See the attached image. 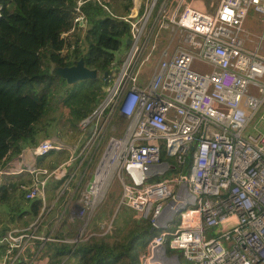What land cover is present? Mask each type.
Listing matches in <instances>:
<instances>
[{"label":"built area","instance_id":"obj_1","mask_svg":"<svg viewBox=\"0 0 264 264\" xmlns=\"http://www.w3.org/2000/svg\"><path fill=\"white\" fill-rule=\"evenodd\" d=\"M131 1L121 18L130 43L105 80L103 102L77 124V143L87 135V146H98L107 137L82 201L95 207L118 172L119 205L150 219L155 230L163 227L139 264H264V134L257 126L264 120V0H216L212 13L197 8L200 0ZM83 3L77 0L75 25L83 26ZM162 32L167 40L159 50ZM201 64L205 70L196 68ZM115 116L124 123L120 136L111 125ZM57 140L39 142L33 156L62 151ZM77 147L69 148L70 158ZM189 152L186 175L154 181L183 165ZM68 161L51 171L31 167L45 179L20 184L25 199H41L47 178L64 176ZM107 165L112 176L96 199ZM40 219L6 233L0 264H15L34 240L40 250L46 241L77 245L114 233L111 223L91 232L87 219L75 236L55 240L52 229L38 235Z\"/></svg>","mask_w":264,"mask_h":264},{"label":"trees","instance_id":"obj_2","mask_svg":"<svg viewBox=\"0 0 264 264\" xmlns=\"http://www.w3.org/2000/svg\"><path fill=\"white\" fill-rule=\"evenodd\" d=\"M115 1L112 6L106 0H84L79 9L83 26H79L74 24L77 0H0V170L26 146H37L41 125L56 97L67 102L65 87L69 85L53 73L55 68L71 67L83 59L85 67L96 70L105 81L103 75L110 76L118 66L117 54L126 49L129 38V26L121 18L128 14L132 1ZM97 78L86 80L81 98L92 97ZM87 115L80 113L75 129ZM86 139L87 135L82 141ZM191 160L189 152L183 165L173 164L172 173L186 175ZM0 206L1 240L23 219L35 221L42 200H26L18 184H7L0 187ZM125 228L119 240L105 235L77 245L46 241L40 250L41 242L34 240L38 248L35 252L26 248L23 257L36 254L37 260L44 258L47 264H139L140 252L160 230L151 231L150 219L131 221ZM51 238L61 240L63 235L53 230ZM6 248L0 243V260ZM15 264L27 262L21 258Z\"/></svg>","mask_w":264,"mask_h":264},{"label":"rangeland","instance_id":"obj_3","mask_svg":"<svg viewBox=\"0 0 264 264\" xmlns=\"http://www.w3.org/2000/svg\"><path fill=\"white\" fill-rule=\"evenodd\" d=\"M106 1H108L112 6L117 4L115 0ZM216 2V0H200L198 5H202L206 12L212 13L216 8ZM111 11L113 12V10ZM165 40H167L166 33H160L157 40L159 50H161L166 45ZM124 51L125 50L118 52L117 58L119 57V59H121L123 57ZM196 68L198 70L206 69L202 64L196 65ZM85 82L86 81L77 82L72 85L68 84L69 86L65 87L67 102H63L61 98L56 97L55 101L52 102L51 111L47 117V121L44 125H41L40 135L37 137L40 142L51 137L54 139L57 137L58 142H60L62 145H66L62 151H52L44 159L40 160L39 158H35L36 163L32 168L47 169L48 171H51L55 166H61V163L65 162L67 159L69 160L68 164H70V166L67 168L70 170L68 177L58 186L57 189L54 188V184H51L50 182L52 178L48 177L43 189L41 190L40 198L42 199V207L39 216L41 217L40 220H42V222L38 232L43 231L41 232L43 235H38L46 237L48 235L45 234L48 232V230L54 228L57 234L61 233L63 237L68 235L75 236L79 232L83 223L88 219V228L91 232H100L101 225L105 226L111 223L114 228V233L110 235L113 239L119 240L126 232V225L131 221H137L139 219L135 218V215L131 209L127 208L126 206L119 205L122 187L118 181V172H114V179L109 183L103 196L101 197L100 202L95 207L90 208L92 204L85 206L86 204L82 201V196L85 194L88 184L92 182L94 178V172L101 158L102 150L107 138L105 137L98 146L95 144L92 147L91 144H88L87 146L89 139L84 141L80 139L81 141L78 143L76 141L79 136L76 130L77 126L76 129L74 128L75 121L80 119L78 118L80 113L88 112L87 116H90L95 110L99 108L104 100V88L106 87L105 81H101L98 74L96 85L91 91V94L93 93L92 97L87 100L79 96V94L82 95L84 92ZM111 125L115 127V135L120 136L124 130V123L120 121L118 116H115L111 122ZM257 126L259 131L264 134V120L259 122ZM75 144L78 146L77 153H75L72 158H70V154L66 152L65 149L71 148ZM85 146L90 148V151L87 154L86 151H83ZM96 147L97 149L95 150ZM162 159L163 162L168 161L169 163L173 164V160L167 159L164 157V155H162ZM109 175L110 177L112 176V171ZM2 176L0 177V186H2L4 183L6 184L3 186H7V184L13 183L12 179L6 180V178H14L16 175H10L6 177ZM33 176L35 178V174H29V177H26L25 179L18 182V185H29L27 183L32 180ZM169 178H175V173L168 172L163 177H157L154 179V181ZM36 179L41 181L45 179V176L38 174ZM69 179H71V182H69ZM105 187L106 186H101L102 189L99 190L97 189L96 185V198H98L99 195L103 193V189H105ZM57 197L58 200H56ZM1 209L2 207L0 206V211ZM33 222L34 221L27 220V218L23 219L22 222L18 223L19 226H17V228L26 229ZM173 227L174 225H171L170 229H173ZM35 244V241L30 242L26 248L29 247V251L33 250L35 252V248H38L39 246L38 244L36 247ZM31 258L32 257H26L27 263L31 261ZM66 261L67 258L65 257L62 262L65 263ZM38 262L40 263L36 264H47L46 259L44 260V258H39ZM74 263H76L75 258ZM181 263H183L182 260Z\"/></svg>","mask_w":264,"mask_h":264},{"label":"crops","instance_id":"obj_4","mask_svg":"<svg viewBox=\"0 0 264 264\" xmlns=\"http://www.w3.org/2000/svg\"><path fill=\"white\" fill-rule=\"evenodd\" d=\"M196 6H197V8L199 9V10H202V11H205L204 9H203V6L201 5L200 6V4L198 5V3L196 4ZM52 138V137H51ZM56 139H58L57 137H56ZM40 142V141H39ZM38 142V143H39ZM37 143V144H38ZM64 145H66V144H64ZM69 147V146H68ZM29 148V149H28ZM31 149H32V147H29V146H26L22 151H21V154H19V155H17L16 157H14L13 159H11L5 166H4V168H7V170L9 171V173L10 174H6V175H3L2 177H6V176H12V175H16L14 178H12V177H9V178H6V180H10V179H12V183L13 184H15V183H17L18 184V182H20L21 180H23V179H25L26 177L28 178L29 177V168H31V167H33L34 165H35V163H36V159H35V157L33 156V154H32V152H31ZM66 150V152H68L69 154H70V151H69V148H67V149H65ZM67 161V160H66ZM65 161V162H66ZM65 162H62L61 164H63V163H65ZM46 164H48V163H46ZM59 165H57V166H55L53 169H55V168H57ZM70 166V164H67L66 165V169H65V174H64V176H62L61 178H52L51 180H50V182H51V184H60V182H63L64 180H66V176L68 175V173H69V169H67L68 167ZM47 170V169H46ZM32 175V174H31ZM74 175H75V173H74ZM38 176V173L37 174H35V178ZM1 177V176H0ZM98 178H99V176L97 177V182H96V185H97V183H98ZM33 179H34V176H33V178H32V180L31 181H29L30 183L33 181ZM69 182H71V181H69ZM6 183H4V184H2V186L3 185H5ZM27 186H31V184H29V185H27ZM1 187V186H0ZM53 187H54V185H53ZM58 187H56V189H57ZM56 200H58V197L56 198ZM52 231H53V228H52ZM68 236H70V235H68ZM35 255V254H34ZM24 258V260L26 261V256H24L23 257ZM39 261V258H38V260L37 259H35L34 260V262H33V264H36V263H40V262H38ZM45 264V263H44Z\"/></svg>","mask_w":264,"mask_h":264},{"label":"water","instance_id":"obj_5","mask_svg":"<svg viewBox=\"0 0 264 264\" xmlns=\"http://www.w3.org/2000/svg\"><path fill=\"white\" fill-rule=\"evenodd\" d=\"M130 40H126V45L128 46ZM53 73L66 81L67 84L72 85L77 82H82L86 80H93L98 77V72L96 70H89L84 65V60L80 59L74 66L66 68H55ZM108 74H104V79H107ZM92 127L90 128V130ZM167 211V210H166ZM158 230L162 229V226H158ZM154 231V228L151 230Z\"/></svg>","mask_w":264,"mask_h":264},{"label":"bare ground","instance_id":"obj_6","mask_svg":"<svg viewBox=\"0 0 264 264\" xmlns=\"http://www.w3.org/2000/svg\"><path fill=\"white\" fill-rule=\"evenodd\" d=\"M32 152V151H31ZM190 168V167H189ZM114 166L107 165L100 173L97 183V189L101 190V186H106L110 177L111 171H113ZM104 190V189H103ZM101 193V192H100ZM100 196V195H99ZM97 199V198H96ZM42 235V234H41ZM49 242V241H48Z\"/></svg>","mask_w":264,"mask_h":264}]
</instances>
